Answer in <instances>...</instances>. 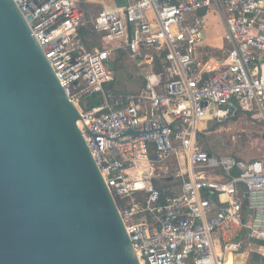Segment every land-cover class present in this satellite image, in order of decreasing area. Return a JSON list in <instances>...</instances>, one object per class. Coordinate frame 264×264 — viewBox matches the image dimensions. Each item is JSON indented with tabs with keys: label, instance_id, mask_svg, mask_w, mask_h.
<instances>
[{
	"label": "built area",
	"instance_id": "1",
	"mask_svg": "<svg viewBox=\"0 0 264 264\" xmlns=\"http://www.w3.org/2000/svg\"><path fill=\"white\" fill-rule=\"evenodd\" d=\"M13 1L80 114L132 247L143 248L139 264H249L252 251L264 258V160L218 156L197 140L208 121L238 113L264 125V0H115L95 14L79 0ZM211 10L223 45L203 57ZM88 24L107 47L86 48L80 29ZM115 53L141 70L139 90L110 86Z\"/></svg>",
	"mask_w": 264,
	"mask_h": 264
},
{
	"label": "water",
	"instance_id": "2",
	"mask_svg": "<svg viewBox=\"0 0 264 264\" xmlns=\"http://www.w3.org/2000/svg\"><path fill=\"white\" fill-rule=\"evenodd\" d=\"M21 15L0 0V264H139L80 114Z\"/></svg>",
	"mask_w": 264,
	"mask_h": 264
},
{
	"label": "rangeland",
	"instance_id": "3",
	"mask_svg": "<svg viewBox=\"0 0 264 264\" xmlns=\"http://www.w3.org/2000/svg\"><path fill=\"white\" fill-rule=\"evenodd\" d=\"M106 2L111 7L117 4L115 0H106ZM88 5L89 12L92 14L101 9L100 5L95 2ZM222 26V20L218 13L211 10L205 32L210 43L220 44L223 42ZM96 40L102 46L100 39ZM211 52L213 54L214 50H211ZM119 54L115 53L111 56L110 68L115 80L110 83V86L122 91L139 90L142 86L141 70L135 67L133 61L127 55ZM88 98L90 101L95 102V96L89 95ZM206 127L207 129L202 135L204 141L213 150V154L234 155L242 159L264 160V125L262 123H256L251 117L238 113L234 119L230 117L220 122L210 120ZM197 140H199V135ZM200 145L204 147V143H200ZM169 166L171 167L172 165L169 164Z\"/></svg>",
	"mask_w": 264,
	"mask_h": 264
},
{
	"label": "trees",
	"instance_id": "4",
	"mask_svg": "<svg viewBox=\"0 0 264 264\" xmlns=\"http://www.w3.org/2000/svg\"><path fill=\"white\" fill-rule=\"evenodd\" d=\"M85 3H83V1L81 2L80 6L84 7ZM85 8V7H84ZM86 11H89L87 9V7L85 8ZM80 33H81V37L85 43L86 48H88L89 50H93L94 48H100L103 49L105 47H107V45L105 44V42L102 40V35L101 33L97 32L92 24H88L84 27H82L80 29ZM100 39V41L102 42V46L99 45L98 41L96 39ZM211 50L213 49H206L207 53H209L210 55H216L219 53V51H214V53L212 54ZM122 53H120L119 55H121ZM115 60V59H114ZM114 62V61H113ZM158 64H160V61L157 60L156 61ZM94 102H92L93 104ZM231 118H235V116L231 117ZM198 143H204V149L207 150L208 153H212L213 154V150L211 149V147L209 146V144L207 142L204 141V137L202 134L199 135V140ZM219 156V154H217ZM237 157V156H236ZM155 186L160 190L163 191L165 189V187L168 186V184L164 181H155ZM240 188V187H239ZM241 189V188H240ZM243 205H245V203L243 202Z\"/></svg>",
	"mask_w": 264,
	"mask_h": 264
},
{
	"label": "crops",
	"instance_id": "5",
	"mask_svg": "<svg viewBox=\"0 0 264 264\" xmlns=\"http://www.w3.org/2000/svg\"><path fill=\"white\" fill-rule=\"evenodd\" d=\"M82 1H83V3H85V5H84L85 8L87 6L89 7L88 4H91L92 2H95L96 4L100 5L101 8H103V7L107 8V9L112 8L111 6L108 5V2H106V0H79V5L81 4ZM80 7L85 10L84 7H82V6H80ZM88 7H87V9L90 10ZM205 32H206V29H205ZM205 32H204V37L202 38V41H201V46L199 48L203 57L212 56L209 53H207L206 49H213L214 51H220V47L223 45V42L220 44L210 43L209 40H207ZM203 41H205V42H203ZM128 91H130V90H128ZM263 244H264V242H263ZM251 247L255 250L258 248L257 244H254V243L251 245ZM263 262H264V258L261 257L259 253L254 252V251H252V253H250L249 260H248L249 264H263Z\"/></svg>",
	"mask_w": 264,
	"mask_h": 264
},
{
	"label": "bare ground",
	"instance_id": "6",
	"mask_svg": "<svg viewBox=\"0 0 264 264\" xmlns=\"http://www.w3.org/2000/svg\"><path fill=\"white\" fill-rule=\"evenodd\" d=\"M21 17H22V19L25 21V18H24V16L23 15H21ZM26 23V22H25ZM230 259H231V252H230V254H229V257H228V261L230 262Z\"/></svg>",
	"mask_w": 264,
	"mask_h": 264
}]
</instances>
